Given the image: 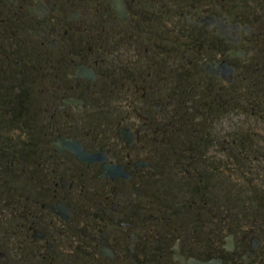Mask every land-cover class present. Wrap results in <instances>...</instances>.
<instances>
[{
	"label": "flooded vegetation",
	"instance_id": "1",
	"mask_svg": "<svg viewBox=\"0 0 264 264\" xmlns=\"http://www.w3.org/2000/svg\"><path fill=\"white\" fill-rule=\"evenodd\" d=\"M176 1L0 0V264H264V113L233 121L263 40L194 23L255 27L226 0Z\"/></svg>",
	"mask_w": 264,
	"mask_h": 264
},
{
	"label": "water",
	"instance_id": "2",
	"mask_svg": "<svg viewBox=\"0 0 264 264\" xmlns=\"http://www.w3.org/2000/svg\"><path fill=\"white\" fill-rule=\"evenodd\" d=\"M111 3L114 7V10L123 16L125 15L124 11V5L122 0H111ZM190 15L191 13L188 12L187 14V21H190ZM227 19H229V16H227ZM195 24L201 26L204 25L208 30H212L213 28H216V34L219 36H222L226 39L227 43L231 44H239L242 32H244L245 35H247L250 31H255L256 27L251 26L249 23H232L230 20L228 21V24H224L221 22L220 18H217L215 15H209L206 17H199L197 20L194 21ZM258 35L257 33L255 34ZM254 54V51L249 52V56H252ZM228 57H240L245 58L246 57V51L245 49L238 48V49H230L228 50ZM205 69L207 72H209L212 75L221 76L226 81H232V77L234 73L236 72V68L233 66H230L227 62V60L222 61L221 63H217L215 65H212L211 63H206ZM242 66L238 68V71H242ZM123 135V133H122ZM76 147L72 148L73 151L80 155L81 153H86L80 144H76ZM98 155H94L93 161H100L101 158L97 157ZM106 171H108V176L112 177L113 179H116L119 175L122 176L125 179H130V174L120 166V167H104ZM51 209L55 210L56 212L61 213L62 208L61 207H54L51 206ZM189 264H212V263H204L200 262L198 260L191 259L188 261Z\"/></svg>",
	"mask_w": 264,
	"mask_h": 264
},
{
	"label": "trees",
	"instance_id": "3",
	"mask_svg": "<svg viewBox=\"0 0 264 264\" xmlns=\"http://www.w3.org/2000/svg\"><path fill=\"white\" fill-rule=\"evenodd\" d=\"M154 3L149 6L154 12L158 9V1L152 0ZM172 1V0H169ZM206 4L212 3L214 0H203ZM228 1V0H227ZM198 0H177L175 5H171L170 3L162 7V12L167 10H176L179 17V22L181 19V13L186 10V8L192 4L197 3ZM149 15V17H161V13H153ZM257 28L258 33L260 34L261 39L263 40V45L259 47L258 52L252 61L246 65L244 74L241 77L244 81L251 82L250 93L245 94L241 100L249 102L251 107L254 109V106L259 105V112L264 113V12L260 17L256 19L255 22H251Z\"/></svg>",
	"mask_w": 264,
	"mask_h": 264
},
{
	"label": "rangeland",
	"instance_id": "4",
	"mask_svg": "<svg viewBox=\"0 0 264 264\" xmlns=\"http://www.w3.org/2000/svg\"><path fill=\"white\" fill-rule=\"evenodd\" d=\"M215 4V0L212 2V6ZM210 4H206L203 7L207 8ZM225 5L230 9L231 13L240 19L247 20L249 22H255L258 17L264 12V0H226ZM239 80H243L240 78ZM240 107V117L234 119V122L240 121L243 129H254V117L245 115L244 112L251 113L254 109L249 102L240 100L238 102ZM228 122L226 119L217 122L218 127H223V124ZM222 125V126H221ZM264 128V126L260 127Z\"/></svg>",
	"mask_w": 264,
	"mask_h": 264
}]
</instances>
